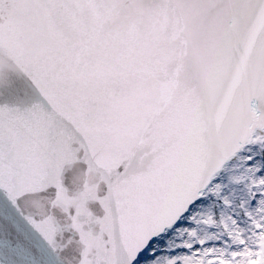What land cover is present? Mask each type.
<instances>
[{
  "label": "water",
  "instance_id": "obj_1",
  "mask_svg": "<svg viewBox=\"0 0 264 264\" xmlns=\"http://www.w3.org/2000/svg\"><path fill=\"white\" fill-rule=\"evenodd\" d=\"M221 69L184 0H0V200L56 264H114L134 213L116 169L154 196L211 161L199 90ZM60 249H65L60 251Z\"/></svg>",
  "mask_w": 264,
  "mask_h": 264
},
{
  "label": "snow or ice",
  "instance_id": "obj_2",
  "mask_svg": "<svg viewBox=\"0 0 264 264\" xmlns=\"http://www.w3.org/2000/svg\"><path fill=\"white\" fill-rule=\"evenodd\" d=\"M184 10L221 58L199 90L211 163L150 198L158 172L118 166L113 196L134 221L128 240L104 237V250L114 264H264V0H184ZM17 216L0 200V264H56Z\"/></svg>",
  "mask_w": 264,
  "mask_h": 264
}]
</instances>
